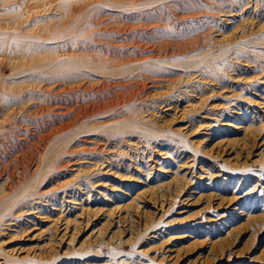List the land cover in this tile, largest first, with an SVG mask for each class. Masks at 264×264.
Wrapping results in <instances>:
<instances>
[{"label":"rangeland","instance_id":"374dc122","mask_svg":"<svg viewBox=\"0 0 264 264\" xmlns=\"http://www.w3.org/2000/svg\"><path fill=\"white\" fill-rule=\"evenodd\" d=\"M23 1L0 0V264H264V0L190 1L202 49L157 63L127 115L55 134L74 72L56 30L124 0Z\"/></svg>","mask_w":264,"mask_h":264},{"label":"bare ground","instance_id":"6f19581e","mask_svg":"<svg viewBox=\"0 0 264 264\" xmlns=\"http://www.w3.org/2000/svg\"><path fill=\"white\" fill-rule=\"evenodd\" d=\"M190 1L196 3L197 0H124L120 14L103 19L102 10L96 9L97 3L75 4L70 16L61 24L62 30H56L60 31L64 57L59 67L72 66L74 72L73 75L63 74L64 85L60 91L63 93L60 108L67 111L64 116L69 121L54 127L53 134L78 122H87L95 114H111L116 108L123 116L127 115L129 97L136 88H144L147 79L154 85L170 73V70L157 68V63L202 49V35L182 29L186 17L196 11ZM36 12L45 14L47 9ZM24 23V20H15L6 28L21 31ZM89 71L101 74L97 83H92ZM116 123L127 124L124 120ZM2 135L4 133L0 132ZM53 136L45 135L48 139ZM0 159L1 174L4 172L1 168H7L9 162ZM7 173L5 179L11 187L18 180ZM20 173V179L24 180L29 174L28 167H22Z\"/></svg>","mask_w":264,"mask_h":264}]
</instances>
